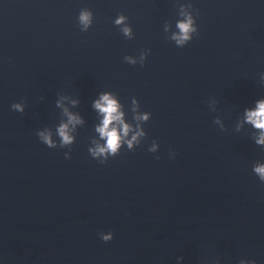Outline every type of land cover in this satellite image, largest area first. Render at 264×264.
<instances>
[{"label":"water","instance_id":"water-1","mask_svg":"<svg viewBox=\"0 0 264 264\" xmlns=\"http://www.w3.org/2000/svg\"><path fill=\"white\" fill-rule=\"evenodd\" d=\"M184 10L199 31L179 46ZM261 74L264 0H0V264H264V146L242 124ZM105 93L145 135L101 163ZM64 108L82 123L60 146Z\"/></svg>","mask_w":264,"mask_h":264},{"label":"clouds","instance_id":"clouds-1","mask_svg":"<svg viewBox=\"0 0 264 264\" xmlns=\"http://www.w3.org/2000/svg\"><path fill=\"white\" fill-rule=\"evenodd\" d=\"M182 15L185 17L177 24L179 29L178 33L173 35V39L179 46H185L193 39V34H198V27L196 20L191 14L184 10ZM94 21V15L91 11L84 9L80 12L78 17L79 26L81 31H88ZM116 25L120 28L122 34L132 39L134 38L133 29L128 24V18L124 15H120L116 21ZM148 53L144 52L139 59V64L144 65L147 60ZM125 61L132 65H136L137 61L131 57H125ZM261 78L264 79V74H261ZM137 105L134 111L138 110V102L133 101ZM58 107H64L63 103L58 104ZM94 108L99 112L102 119L96 131L100 135V139L104 141L103 144H98L97 147L89 150L92 158L100 161L101 163L107 162L110 158L118 156L125 144L129 149L133 148V145L138 143L139 138L144 136L142 129L136 130L135 134L131 136V139H127L129 133L133 131L132 127L125 122V113L122 111V105L119 100L111 93H105L95 102ZM14 111L23 113L25 106L22 103H15L12 105ZM64 111L68 117V123L62 124L57 129V135L60 138V146H67L73 143V137L70 135V126L82 123L79 117L73 115L67 108ZM150 114L137 115L136 120L148 121ZM242 124L251 126L253 130H258L255 137V143L259 146H264V99L258 100L253 108L246 109L244 112V119ZM40 141L49 148H56L57 144L53 140V135L48 131H40L37 133ZM156 147L150 149L155 153ZM174 155V154H173ZM66 158L70 159V153H65ZM254 173L259 179L264 182V163H259L253 168ZM100 238L104 242H110L114 239V234L108 233L100 234ZM240 264H253V262L243 259Z\"/></svg>","mask_w":264,"mask_h":264}]
</instances>
